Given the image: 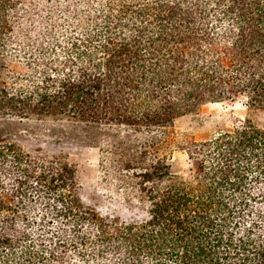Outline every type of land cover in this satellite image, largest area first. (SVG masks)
Returning a JSON list of instances; mask_svg holds the SVG:
<instances>
[{
  "label": "trees",
  "instance_id": "16d2710c",
  "mask_svg": "<svg viewBox=\"0 0 264 264\" xmlns=\"http://www.w3.org/2000/svg\"><path fill=\"white\" fill-rule=\"evenodd\" d=\"M232 91L264 109V0H0V117L153 134ZM114 145L140 220L86 205L64 154L0 136V264H264V127L183 140L191 180L165 138Z\"/></svg>",
  "mask_w": 264,
  "mask_h": 264
},
{
  "label": "rangeland",
  "instance_id": "374dc122",
  "mask_svg": "<svg viewBox=\"0 0 264 264\" xmlns=\"http://www.w3.org/2000/svg\"><path fill=\"white\" fill-rule=\"evenodd\" d=\"M246 118L264 127V109H250L245 95L232 91L224 100L208 102L179 118L174 126L153 134L113 128L100 130L66 121L0 117V136L32 153L64 154L77 168L79 195L83 202L102 216L132 222L146 216V207L115 181L114 165L118 154L114 152V144L120 141L140 143L152 136L165 138L162 151L168 157L172 173L191 180L196 176L198 161L191 159L179 146L181 142L205 141L233 129Z\"/></svg>",
  "mask_w": 264,
  "mask_h": 264
}]
</instances>
